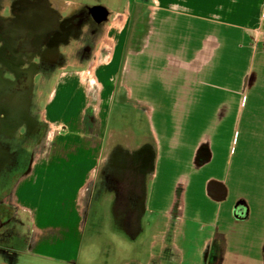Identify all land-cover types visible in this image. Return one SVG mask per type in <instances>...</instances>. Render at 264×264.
<instances>
[{"label":"crops","instance_id":"1","mask_svg":"<svg viewBox=\"0 0 264 264\" xmlns=\"http://www.w3.org/2000/svg\"><path fill=\"white\" fill-rule=\"evenodd\" d=\"M77 2L69 0V5ZM149 2L147 30L143 37L139 27L138 36L132 32L130 48L127 17L118 29L121 33L126 28L124 50L132 57L125 67L128 84L122 89L131 102L146 108L148 129L146 135L140 134L142 145L132 146L108 127L105 106L119 88L118 70H113L115 80L110 74L105 81L98 68L91 81L106 92L112 81V91L104 100L98 97L82 106L62 133L48 122L52 143L36 150L19 182L3 198L4 206L14 209L10 216L22 222L30 215L35 224L28 225V241L22 243L19 227L0 225V264H11V255H18L25 242L28 248L41 249L74 240L79 227L73 223L54 225L63 232L47 243L29 235L40 221L39 213H32L36 204L28 187L44 169L43 174L49 169L69 178L72 194L81 202L90 204L95 191L111 194L114 225L131 241L152 232L149 248L157 251L137 264H183L192 245L200 247L191 252L188 264H264V0ZM127 3L115 9L103 3L115 18H110L102 41L115 29L119 11L133 10L134 5ZM116 43L113 50L109 47L105 63L114 55ZM63 70L56 79L67 75ZM144 150L150 168L140 193L133 179L125 180L126 191H117L125 159ZM211 182L225 187L223 200L208 195ZM241 202L248 207L243 220L234 216ZM8 232H13L9 243ZM13 264H18L17 258Z\"/></svg>","mask_w":264,"mask_h":264},{"label":"rangeland","instance_id":"2","mask_svg":"<svg viewBox=\"0 0 264 264\" xmlns=\"http://www.w3.org/2000/svg\"><path fill=\"white\" fill-rule=\"evenodd\" d=\"M81 1L88 3L94 2L93 0ZM124 1L104 0L103 3L110 5L111 9H115L116 6H122ZM149 1L129 0L127 6L133 4V10L131 11L129 7H126L119 11V13L127 17V22H131L127 32L129 34L127 48L130 45L128 41L132 32H134V36H138V34L135 35V32L138 30L136 28H140L138 32L142 33V37L147 30L148 20L151 14ZM130 16L131 20L129 21ZM113 18H115L114 13ZM109 26L107 25L105 30H108ZM112 26L115 29L110 30L108 35H105L107 40L102 41L101 37L98 44L96 43L93 49L94 57H91L90 60L88 59L89 61L87 60L90 62L89 64L80 63L72 56L69 63L74 65V67L71 66V68L64 69L63 73H67L66 76L59 77V79L54 78L44 88L46 93L40 99L42 117L49 123H53V126L58 127V132L62 133L68 129L69 119L74 115L76 116L82 106H88L87 103L95 102L98 97L104 100L106 95H109L113 89L114 82L111 81V84H109L110 87H107L111 89L110 92H106V88L100 90L101 88L96 87L91 81V74L94 75L98 68H100L99 77L101 79L107 81L110 78V74H112V80H115L113 70L117 69L119 88L117 87L118 89H116L111 103L108 102L105 106L110 118L108 127L117 131L116 133L121 139L129 142L132 146L142 145L140 143V134L146 135L148 129L145 118L146 108L144 105L131 102L126 98L123 91L125 84H128L129 76L125 67H129L132 60L130 50L125 51L126 28L119 33L116 30V24ZM142 37L137 42H140ZM115 43L118 45L114 55L112 53L113 58L111 57V60L105 63L111 54L109 47L113 50ZM97 52L98 55H96ZM136 59L134 58L133 61ZM67 81L71 83V86H68L69 83H66ZM98 92H100L99 96ZM86 110H91V107L86 108ZM71 127L73 128V126ZM114 141L115 138L113 137L107 142L108 150L111 149ZM43 171L45 169L37 171L28 187V195L31 196V199L36 204L32 213L35 214L36 212V215L39 213L38 216H40V218L36 216L40 221L37 225L39 228L33 230L32 233L30 232L29 235L39 239L41 242L47 243L49 242L48 240L59 236L63 232L55 230L54 225H65L69 227V223H73L79 228L76 229L77 233L74 231V240L72 238V242L69 241L65 244L67 246H43L41 249H39L40 247L33 249L28 248L25 242L21 252L18 255L16 254L18 264H137L135 262L145 263L150 254L153 253L152 251H157V249L152 250L149 248L148 242L151 239V231H145L138 237V240L136 239L137 241H131L129 237L123 235L118 230L114 225L111 211V194L104 193L100 195L98 191H95L90 204L85 203V201L81 202L78 195L76 197L74 196L76 193L72 194L69 178L64 176L63 178L59 177L56 173L52 174L49 169H47L48 174H43ZM13 185L10 183L8 189H11ZM95 186L94 184L91 185L90 190L95 188ZM140 190L139 188L138 193H140ZM2 209H4V213L0 211V214H5L7 217V221L4 224L8 223L10 227H19L21 232H24L23 238H20L19 241L21 242L22 239L28 241L26 239L28 235L27 228L28 225L32 226L35 224L33 216L28 215V219L23 217V221L19 222L16 219L10 218L9 214L14 213V209L11 206L7 205ZM21 226L23 228H20ZM48 226H52L53 228L50 230ZM62 234L64 238H68L69 234ZM198 247L200 246L196 247L192 245L188 249L189 254L185 257L183 264H188L187 260L191 252L197 253Z\"/></svg>","mask_w":264,"mask_h":264},{"label":"flooded vegetation","instance_id":"3","mask_svg":"<svg viewBox=\"0 0 264 264\" xmlns=\"http://www.w3.org/2000/svg\"><path fill=\"white\" fill-rule=\"evenodd\" d=\"M79 1L69 5V0H0L1 212L3 198L19 182L36 150L52 143L51 127L42 117L44 88L60 70L74 67L69 63L72 56L80 63H90L113 16L104 0ZM148 155L144 150L125 159L117 191H126L124 182L130 179L135 180L137 190L141 188L150 168ZM10 183L14 185L8 189ZM6 221V215L0 214V225ZM12 233L8 232V243L13 241ZM16 258L13 253L11 264Z\"/></svg>","mask_w":264,"mask_h":264},{"label":"water","instance_id":"4","mask_svg":"<svg viewBox=\"0 0 264 264\" xmlns=\"http://www.w3.org/2000/svg\"><path fill=\"white\" fill-rule=\"evenodd\" d=\"M106 9L104 8V11ZM107 14V10L105 15ZM208 195L215 200H223L226 196L225 187L217 183L211 182L207 189ZM248 215V207L244 203H238L234 208V216L239 220H243Z\"/></svg>","mask_w":264,"mask_h":264},{"label":"bare ground","instance_id":"5","mask_svg":"<svg viewBox=\"0 0 264 264\" xmlns=\"http://www.w3.org/2000/svg\"><path fill=\"white\" fill-rule=\"evenodd\" d=\"M125 22V15L124 14H119L117 15V18H116V29H121L123 27V24Z\"/></svg>","mask_w":264,"mask_h":264}]
</instances>
